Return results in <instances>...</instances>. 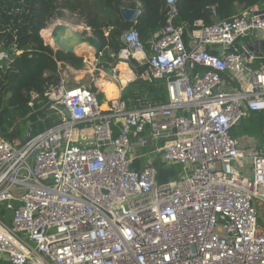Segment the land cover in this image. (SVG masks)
Returning <instances> with one entry per match:
<instances>
[{
    "label": "built area",
    "instance_id": "2783aa9c",
    "mask_svg": "<svg viewBox=\"0 0 264 264\" xmlns=\"http://www.w3.org/2000/svg\"><path fill=\"white\" fill-rule=\"evenodd\" d=\"M165 9L151 55L131 30L117 60L145 57V81L172 77L167 104L101 102L57 62L44 97L58 124L19 146L0 139V257L10 264H264V143L234 137L239 119L264 112V66L247 68L264 8L192 32L177 24V0ZM154 153L182 168L175 180L158 184Z\"/></svg>",
    "mask_w": 264,
    "mask_h": 264
},
{
    "label": "trees",
    "instance_id": "16d2710c",
    "mask_svg": "<svg viewBox=\"0 0 264 264\" xmlns=\"http://www.w3.org/2000/svg\"><path fill=\"white\" fill-rule=\"evenodd\" d=\"M264 4V0H177L179 18L177 24L187 26L192 32L196 30V23L203 22L205 26L215 23V18L220 21H234L250 9H255ZM91 5V6H90ZM86 10L83 11L87 28L102 44L100 59L109 63L116 62L117 54L123 49L121 36L127 31H136L140 41L144 45L147 56L152 53V43L155 35L159 33L167 23V11L165 0H91ZM68 9L72 12L77 6L68 0L58 6L57 0H0V53L7 52L13 56V61H0V129L5 132V139L11 141L13 135H7L4 129L9 125L10 112L5 108L8 92L14 91L9 107L21 116L30 113L32 95H39L34 102L35 109H39V101L47 104L45 94L49 89L51 80L58 84L57 62H63L76 70L84 67L83 58L75 54L57 52L48 45L41 31L48 28L54 19L61 18L64 14L58 9ZM140 9L141 15L136 22H126L121 16V9ZM58 10V11H57ZM87 34V33H86ZM85 34V35H86ZM21 51L19 56L14 51ZM137 79L126 87L123 94L130 108H134L138 102L142 107L164 105L169 101L168 83L172 77L163 80L145 81L141 76L147 71L148 64H140L132 59L128 62ZM110 72V70H109ZM48 73V78L44 74ZM26 91L27 94H24ZM107 99H114L119 95V89L114 83H107ZM92 92L98 96V89L92 87ZM43 115L44 121L38 122L37 115L32 114L29 121H36V132L22 139L26 143L30 137L38 135L58 124L52 118H46L47 112H38ZM241 139L248 136L256 143L257 148L263 140L264 112L247 113L242 123L235 129ZM142 161H136L134 168L140 170ZM157 171V181L160 186L166 185L176 179L182 168L178 165L168 166L160 157L154 160ZM6 215V211L0 207V216Z\"/></svg>",
    "mask_w": 264,
    "mask_h": 264
},
{
    "label": "rangeland",
    "instance_id": "374dc122",
    "mask_svg": "<svg viewBox=\"0 0 264 264\" xmlns=\"http://www.w3.org/2000/svg\"><path fill=\"white\" fill-rule=\"evenodd\" d=\"M66 1L68 0H57V5L61 6L63 5ZM73 5L77 6V10L72 12L71 10L68 9H58L59 11H61L64 16L61 18H57L54 19L52 21V23L48 26L47 29L45 30H49L50 31V40L48 42V40L46 41L43 37V31H41V36L43 37L44 41L50 43L51 46L52 45V41H51V32L53 30V28L59 24L61 25H66V26H70L72 28H74L75 30H77L80 33H83L84 35L87 33L88 35H92V32L90 31L89 28H87L86 26V22H85V17L83 15V11L87 9V7L91 4V0H70ZM91 6V5H90ZM89 6V7H90ZM57 10V11H58ZM86 34V35H87ZM254 35H250V36H245L243 38H241L242 42H251L254 40ZM76 52L79 53V55H81L82 52H88V57L87 59L84 58V60L86 59V62L84 61V67L82 70H76L74 68H72L74 71L78 72L75 73L73 70L70 69H65V73L69 74V80H70V86H78V85H84L87 87L92 88L93 85H95L96 87H98V98L101 102H105L107 100V91L105 88V85L107 83H114L118 88H119V84L115 83V80H111L110 79V75H109V70L110 72H115V70H117L118 65L120 64V62H118V60H116V62L113 63H109L108 61H105L103 59H100L99 56L95 55V52L92 48H90L89 46H84V45H79L75 48ZM86 57V56H85ZM141 64H145L147 63L146 58L144 57L143 60L140 61ZM117 66V67H116ZM126 68L128 69L129 66L126 64L125 65ZM57 73H58V69H57ZM116 73V72H115ZM63 74V73H62ZM82 75V78L78 79V76ZM48 73L44 74V77L47 78ZM117 75V80L120 81V74H116ZM24 94H27L26 91H23ZM15 96V92L14 91H10L8 92V98H6V106L7 109H9V114H10V118H9V125H7L4 129L7 131V135H13V138L11 140V142L16 143V146H19L20 144H22V139L27 138L31 132H36L37 130V126H36V121L41 122L44 121V119H42L43 115H40L39 109L42 112H47V116L46 118H51V116H53L54 119H56L58 116L57 114L49 109V106L45 103H41L39 106H41L39 109H35V107H31V111L28 115L26 116H21L16 114L13 111V108L9 107L8 104H11V101L13 99V97ZM32 114H36L37 115V120L34 121L33 123H31L32 125H28V123H30L31 121H29L30 117ZM55 122H57V119L54 120ZM27 122V123H26ZM237 128V127H236ZM235 128V129H236ZM236 138H240V134L236 131ZM0 139H4L7 140L3 137H0ZM9 141V140H7ZM147 150H152V149H147ZM160 157L157 153L151 154V160L154 162V160ZM147 159H143L142 161L145 162Z\"/></svg>",
    "mask_w": 264,
    "mask_h": 264
},
{
    "label": "water",
    "instance_id": "95a60500",
    "mask_svg": "<svg viewBox=\"0 0 264 264\" xmlns=\"http://www.w3.org/2000/svg\"><path fill=\"white\" fill-rule=\"evenodd\" d=\"M140 15H141L140 9H127V8L121 9V16L126 22L134 23L137 21ZM215 23L217 24L221 23L220 19L216 17ZM52 40H53V46H52L53 49L57 52H63L65 54H75L81 57L82 55H79L75 50V48L79 45L89 46L94 50L96 56L101 55L102 52V44L96 37H94L93 34L84 35L83 33H80L74 28L66 25L59 24L53 28ZM46 43L50 45V43L48 42ZM230 52L237 55V53L233 50H231ZM110 74H112L113 76L114 73L110 72ZM120 83L127 85L126 80H120ZM59 110L62 111L67 118H70L68 111L64 107H60ZM241 123H242V119H239L236 125L239 126L241 125ZM2 136H3V131L0 130V137Z\"/></svg>",
    "mask_w": 264,
    "mask_h": 264
},
{
    "label": "crops",
    "instance_id": "0c3cea01",
    "mask_svg": "<svg viewBox=\"0 0 264 264\" xmlns=\"http://www.w3.org/2000/svg\"><path fill=\"white\" fill-rule=\"evenodd\" d=\"M257 8H264V4H262L261 6H258ZM261 43H260V48H259V51H258V55H257V59L256 60H254L253 62H248V64H247V68H257V67H263L264 66V35L261 37ZM249 43H251V42H242L241 41V39L238 41V43H237V45H236V49L238 50L237 52L238 53H242L243 51H244V47H246ZM236 52V51H235ZM236 52V53H237ZM85 53H87V52H85ZM79 54V53H78ZM81 55L83 56H81V58H83V60H84V58H86L87 59V57H85V55H83L82 53H81ZM137 58L138 59H141V56L140 55H138L137 56ZM86 59L84 60L85 62H86ZM8 63H11V62H8ZM122 63V62H121ZM125 64H127L128 66H129V70H130V72L129 71H127L126 69H122L121 70V72H122V75H123V78H125L126 79V81H127V85H124V84H122V83H120V81H118L117 80V75L116 74H120V72L118 71V69H117V73H115V72H111V73H114L113 74V76H112V74H110V72H109V75H110V79L111 80H115V83L116 84H119V95H118V97H116V98H119V97H123V94H124V92H125V90H126V87L129 85V84H131L132 82H134L136 79H137V76H136V74L134 73V71L132 70V68L130 67V65L128 64V62H124ZM118 68V67H117ZM74 71V70H73ZM75 73H78V72H76V71H74ZM79 78H82V75H80V76H78V79ZM120 80H122L121 78H120ZM106 86H107V84L105 85V88H106ZM93 87H95V88H97L98 89V87H96L95 85H93ZM92 89V88H91ZM116 98H114V99H116ZM109 100H111V99H107L106 101H109ZM105 101V102H106ZM39 111H41L40 109H39ZM51 118L52 119H54L53 118V116H51ZM57 120H58V118H56ZM56 119H54V120H56ZM27 123V122H26ZM29 125L31 126L32 124H31V122L29 123ZM240 126V125H239ZM238 127V126H237ZM0 130H2V129H0ZM3 131V130H2ZM8 134V133H7ZM4 135H5V132H3V138H5L4 137ZM237 140L241 143L242 142V144L244 145V146H250V147H252V149H256V150H261L262 149V147H263V141L260 143V145H259V147L257 148V145H256V143L255 142H253V140H251V138H249L248 136H246V138H243V139H238L237 138ZM22 143V142H21ZM0 264H10L8 261H7V259L5 258V257H0Z\"/></svg>",
    "mask_w": 264,
    "mask_h": 264
},
{
    "label": "bare ground",
    "instance_id": "6f19581e",
    "mask_svg": "<svg viewBox=\"0 0 264 264\" xmlns=\"http://www.w3.org/2000/svg\"><path fill=\"white\" fill-rule=\"evenodd\" d=\"M50 31L49 30H44L43 31V37H44V39L47 41L48 40V42H49V40H50ZM45 41V42H46ZM51 41H52V45H53V40H52V32H51ZM82 54L83 55H85L86 57H88V52L87 53H85V52H82ZM126 64L124 63V62H122V63H120L119 65H118V71L120 72V76H121V79L122 80H126L125 78H123V75H122V72H121V70L122 69H125L126 68V66H125ZM127 71H129L130 72V70L129 69H126ZM81 75H83V74H81Z\"/></svg>",
    "mask_w": 264,
    "mask_h": 264
}]
</instances>
